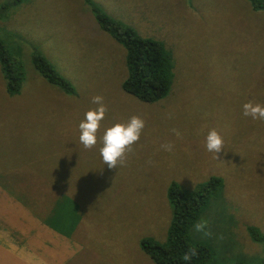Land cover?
Listing matches in <instances>:
<instances>
[{"label":"rangeland","instance_id":"1","mask_svg":"<svg viewBox=\"0 0 264 264\" xmlns=\"http://www.w3.org/2000/svg\"><path fill=\"white\" fill-rule=\"evenodd\" d=\"M13 1L0 0V42L22 63L25 82L8 94L0 65V186L17 200L30 191L39 210L73 198L67 224H53L85 247L72 264H153L140 240L165 242L169 186L192 192L211 178L221 185L198 220L211 235L194 225L190 237L214 252V264H264V121L242 115L247 101L264 104V13L251 0H91L169 55L168 94L142 103L123 92L125 50L85 0ZM33 50L73 93L39 79L24 86ZM95 95L109 110L96 146L85 149L78 125ZM133 115L145 121L140 139L125 165L110 169L100 137ZM212 128L224 139L220 160L205 147ZM168 142L172 152L161 148Z\"/></svg>","mask_w":264,"mask_h":264},{"label":"trees","instance_id":"2","mask_svg":"<svg viewBox=\"0 0 264 264\" xmlns=\"http://www.w3.org/2000/svg\"><path fill=\"white\" fill-rule=\"evenodd\" d=\"M19 1L14 0L13 4L20 3ZM251 1L255 10L264 13L261 10L264 9V0ZM85 4L92 7L90 9L99 28L125 50L127 76L122 84L123 92L142 103H154L163 99L168 94L173 79L172 64L165 49L157 42L140 37L134 29L100 12L93 6L91 0H85ZM10 6L11 4H5L2 9ZM30 57V63L34 70L24 86H31L39 79L41 82L46 81L51 85L58 86L67 94L73 93V88L69 82L55 72L39 51L33 50ZM0 65L4 74L7 93L10 95L19 93L22 84L25 82L23 65L8 54L1 42ZM220 185V178H211L192 192H184L175 183L169 186L167 193L172 218L167 228L165 242L159 244L151 238L140 240L142 252L148 256L153 264H214V252L206 245L193 240L189 233L200 219L203 210L208 206L210 197L217 192ZM57 201L51 210L48 223L50 225L55 222L67 224V216L69 215L67 213L72 210L74 201L72 198H68V200L60 198ZM53 216L57 217L54 218ZM61 229L65 233L64 228L61 227ZM248 233L254 242L261 240L257 229L249 227ZM189 247H195L198 250V255L190 262L183 261L182 256Z\"/></svg>","mask_w":264,"mask_h":264},{"label":"crops","instance_id":"3","mask_svg":"<svg viewBox=\"0 0 264 264\" xmlns=\"http://www.w3.org/2000/svg\"><path fill=\"white\" fill-rule=\"evenodd\" d=\"M26 198L17 200L0 186V264H72L82 257L83 244L48 223L51 209H37L30 191Z\"/></svg>","mask_w":264,"mask_h":264},{"label":"clouds","instance_id":"4","mask_svg":"<svg viewBox=\"0 0 264 264\" xmlns=\"http://www.w3.org/2000/svg\"><path fill=\"white\" fill-rule=\"evenodd\" d=\"M95 107L85 112L83 120L79 123V141L85 149H92L98 142L97 134L101 129V122L105 119L108 112V106L104 103V97L95 95L91 99ZM242 115L251 117L253 120L264 121V104L260 102L247 101L242 105ZM145 127V121L136 115L131 116L125 122H116L103 131L100 142L102 146L99 149L100 156L104 164L110 169L116 168L119 164L124 166L127 154L133 151V145L136 144ZM178 135V133H177ZM224 139L215 129H209L205 138V147L209 152L214 153V159L220 160L218 156L223 150ZM164 151L172 152L174 145L171 142L161 145ZM208 222L201 220L195 224L197 232H203L205 236L211 235L206 231ZM198 255L195 247H189L182 256L183 261L190 262Z\"/></svg>","mask_w":264,"mask_h":264}]
</instances>
